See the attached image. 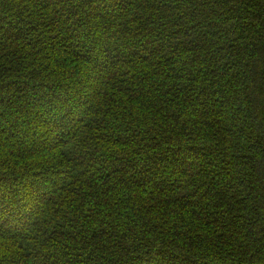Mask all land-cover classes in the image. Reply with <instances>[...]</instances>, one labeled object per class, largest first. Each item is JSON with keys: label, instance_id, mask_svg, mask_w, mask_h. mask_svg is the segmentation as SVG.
<instances>
[{"label": "trees", "instance_id": "1", "mask_svg": "<svg viewBox=\"0 0 264 264\" xmlns=\"http://www.w3.org/2000/svg\"><path fill=\"white\" fill-rule=\"evenodd\" d=\"M1 186L0 264H264V0H0Z\"/></svg>", "mask_w": 264, "mask_h": 264}, {"label": "rangeland", "instance_id": "2", "mask_svg": "<svg viewBox=\"0 0 264 264\" xmlns=\"http://www.w3.org/2000/svg\"><path fill=\"white\" fill-rule=\"evenodd\" d=\"M106 7H107V5H105ZM119 8V4H117V5H112V6H108L107 7V10H108V12H112L113 10H115V9H118ZM80 43H81V45L82 44H85L86 42L84 41V39L82 40L81 39V41H80ZM87 44V43H86ZM153 57V56H152ZM94 67H95V70H96V72L97 73H99V72H101L102 70V68H101V66L99 65V66H97V65H94ZM83 75L84 76H86L87 74L84 72L83 73ZM63 102L67 105V104H69L68 102H67V99H66V97L65 96H63ZM38 143V142H37ZM32 144L34 145L35 144V142H32ZM31 144L29 143H26V145L25 146H30ZM37 147V146H36ZM165 174V173H164ZM164 174H162L161 175V177H163V175ZM40 182H42V181H40ZM32 184H34V183H32ZM36 185V184H35ZM21 187H22V189L23 190H29L30 191V188H28V187H26V185L25 184H22L21 185ZM38 188H40L43 192H44V189H42V188H44V186H42L41 187V185H38ZM0 189H2L3 190V194H5V196L7 197V204H8V209H9V213H11V212H13V210L15 209H13V207H15V202H14V199H12V196H11V193H10V189L8 190L7 188H4L3 186H1L0 187ZM15 197H17V198H15V201H17V200H19V198H18V195L16 194V195H14ZM14 204V205H13Z\"/></svg>", "mask_w": 264, "mask_h": 264}]
</instances>
